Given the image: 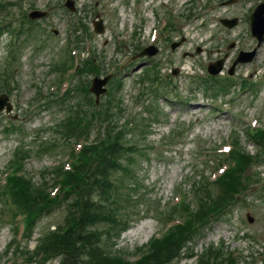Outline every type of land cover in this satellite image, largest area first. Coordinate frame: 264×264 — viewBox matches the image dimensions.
Masks as SVG:
<instances>
[{
    "label": "rangeland",
    "instance_id": "obj_1",
    "mask_svg": "<svg viewBox=\"0 0 264 264\" xmlns=\"http://www.w3.org/2000/svg\"><path fill=\"white\" fill-rule=\"evenodd\" d=\"M64 1H26L20 5V10L10 12L14 19L13 26L18 27L21 24L19 15L31 7L48 8V17L40 19V26L36 25L38 29H32L31 36L25 32L28 24L24 25V33L19 38L13 37L11 32L0 36L1 68L10 55L11 41L14 40L18 46L13 84L9 85L8 92L0 89V95L8 94V102L12 107L9 113L0 111V173L13 158V151L17 146L30 149L29 153H22L19 158L30 173L50 169L66 159L63 150L58 147L47 151L38 150L45 136L54 135L53 125L64 117L62 110L65 108L50 107L45 110V107L30 106L38 86L49 91L52 83L60 78V72L53 70L52 66L64 57L62 47L65 44V29L71 13L65 8ZM75 1L76 12L86 17L91 29L96 14L104 19L106 31L103 34L94 32L91 51L106 64L104 69L112 72L114 78L121 81L119 90L115 89L118 84L107 85L110 95L115 92V96L122 100V115L117 114L120 122L126 127L127 120L124 118L134 119L138 114L142 115L147 108L146 103L150 109L155 107L161 112L159 117L154 114L145 118L139 116V129L132 133L133 136L140 135L142 125L146 124L149 131L146 141L152 144L149 157L140 158L135 166L137 175L134 188L141 189L136 200L142 203L131 207L130 213L135 215L131 216L133 220L129 229L120 237L115 236L112 239L117 243L114 249L123 251L124 256L132 260L139 255L137 247L160 231L161 221L152 210L156 208L154 201L157 200L160 208H163V204L172 199L179 183H184L183 187L188 190L189 183L185 184V179L189 176L198 178L196 169L210 171L213 168L210 161L200 162L198 159L197 153L201 148L217 149L224 143H230V138L236 131L240 135L242 146L248 152L253 153L251 151L256 149L245 130L248 127L251 130L264 128V42L258 48L253 61L240 65L234 75L229 77L228 84L224 86L227 89H218L220 83L216 88H209L201 81L207 79L206 68L209 62L226 57L224 54L229 52L226 63L230 64L240 49L250 50L255 45L256 40L250 34L249 15L261 0H237L225 6L221 4L224 0ZM165 12L174 14V19L173 16L170 17L174 23L168 30L159 32V19ZM221 17H238V25L233 29L225 28L220 23ZM156 27L158 35L154 36ZM55 29L58 34H54ZM117 34L126 37L122 38L119 45ZM181 37H184L183 43L172 51L169 47L171 42ZM231 41L236 43L234 47L228 46ZM150 43L158 47V53L149 60L137 57L138 46H147ZM155 63L163 68L158 75L171 81L173 89H170L167 98L157 94L152 84L140 82L141 70ZM172 68H177L179 72L176 76L169 77ZM194 79L198 82H194ZM243 79L247 80L248 87H244ZM208 80L213 83V79ZM218 80L223 82L224 78ZM74 81L71 85H74ZM167 87L162 88L168 91ZM216 90L217 94L214 92ZM255 120L260 122L257 121V125L253 127ZM151 122L152 127H149ZM175 125L183 127V136L177 137L176 132L175 136L165 139L164 136ZM6 126L10 127L5 130ZM261 154L264 155L263 149ZM209 155L211 161L217 158L213 154ZM247 171L255 181L252 184H249L250 180L247 181V188L237 195L235 203L229 205L230 209L227 210L225 218L215 221L204 231L201 238L193 241L191 247L194 253H200L210 244H223L225 249L227 246L228 251L233 253L235 264H264V163L257 168L247 165L241 177L243 183ZM258 171L261 172L260 181ZM38 178L34 176V179ZM191 197L190 193L186 195L190 204L197 205ZM66 212L67 208L64 206L53 209L51 214L32 228L31 240L27 241L24 236L21 244L27 243L31 249L35 248L44 231L56 228L66 219ZM248 213L254 218L253 222L248 220ZM10 226L0 224V264H25L21 259L13 263V252L7 248L15 239ZM133 230L136 231L135 235L131 234ZM190 252L185 251L186 254ZM195 262L196 257H192L180 259L173 264ZM50 264L58 262L54 260Z\"/></svg>",
    "mask_w": 264,
    "mask_h": 264
},
{
    "label": "trees",
    "instance_id": "obj_2",
    "mask_svg": "<svg viewBox=\"0 0 264 264\" xmlns=\"http://www.w3.org/2000/svg\"><path fill=\"white\" fill-rule=\"evenodd\" d=\"M4 4L6 1L0 0V11ZM86 65L78 75L76 86L78 91L83 92L82 102L79 101L77 105L78 129L82 130L80 133L93 128L100 131L95 139L96 143L86 147L82 159L73 165L72 170L63 174V198L70 200L68 223L62 229L47 234L41 242V250H44L47 258L60 257L61 264H170L180 256L182 248L191 236L207 224L211 217L224 213L236 198V194L243 191L252 177L246 175L243 183L242 173L247 164L257 162L258 158L234 149L230 156L235 160V164L223 175L214 181L199 180L192 184L191 191L197 198L198 208L188 214L185 223L175 225L162 237L153 238L149 251L137 260L129 261L113 254L102 246V226L108 225L110 230L117 233V227L121 223L119 217L125 222L126 215L123 210L126 211V208L122 202L132 205L134 198L133 193H126L121 189L120 182L124 179H120L118 173L121 171L124 175L132 177L135 160L134 155L128 156L124 134L115 130L116 115L121 112H116L119 102L115 105L104 104L103 107L102 104L100 107L94 105L93 99L86 91L87 82L83 81V73L87 71L90 74H98L99 70L88 67V63ZM81 87L86 92L82 91ZM71 97L72 95L68 99ZM89 107H94L95 110L91 111ZM26 182L23 178L14 180L12 195L16 206L22 204L25 207L26 202L29 212L36 215L45 205L52 206L58 201L60 195L49 197L47 184L36 187L31 182ZM43 201L46 204H42ZM186 206L188 210L189 205ZM108 227L106 228L109 229ZM28 252L25 249L23 254ZM221 252V249H211L209 253L200 256L198 264H217L218 260L225 262L227 257Z\"/></svg>",
    "mask_w": 264,
    "mask_h": 264
},
{
    "label": "water",
    "instance_id": "obj_3",
    "mask_svg": "<svg viewBox=\"0 0 264 264\" xmlns=\"http://www.w3.org/2000/svg\"><path fill=\"white\" fill-rule=\"evenodd\" d=\"M41 12H33V16L41 15ZM264 4H262L258 9H256L255 13L252 15L251 25L253 29V33L258 37L259 40L263 39L264 36ZM247 57L242 56L238 60L245 61ZM221 68V64L218 63L216 67L212 69L214 73L218 72ZM109 76H106L105 78H94L91 91H94L97 95V98L99 95L105 91V88L103 86L107 83ZM3 107V103H0V109Z\"/></svg>",
    "mask_w": 264,
    "mask_h": 264
},
{
    "label": "bare ground",
    "instance_id": "obj_4",
    "mask_svg": "<svg viewBox=\"0 0 264 264\" xmlns=\"http://www.w3.org/2000/svg\"><path fill=\"white\" fill-rule=\"evenodd\" d=\"M135 232H136V231H135V230H133V232H132L131 234L135 235V234H136Z\"/></svg>",
    "mask_w": 264,
    "mask_h": 264
}]
</instances>
